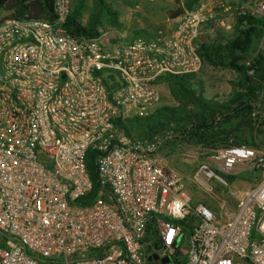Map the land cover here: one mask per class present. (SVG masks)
Masks as SVG:
<instances>
[{"label": "built area", "instance_id": "built-area-1", "mask_svg": "<svg viewBox=\"0 0 264 264\" xmlns=\"http://www.w3.org/2000/svg\"><path fill=\"white\" fill-rule=\"evenodd\" d=\"M70 1L53 0L51 20L0 18V264H148L155 246L158 259L184 246V264H264V160L254 149L208 157L220 173L260 171L222 219L189 205L155 138L132 140L114 124L152 112L161 76L200 71L205 16L185 14L168 33L119 44L70 34ZM244 14L264 19V0H241ZM87 154L97 184L90 201ZM191 179L209 192L210 182L225 185L203 165ZM185 219L182 242L173 221Z\"/></svg>", "mask_w": 264, "mask_h": 264}, {"label": "trees", "instance_id": "trees-1", "mask_svg": "<svg viewBox=\"0 0 264 264\" xmlns=\"http://www.w3.org/2000/svg\"><path fill=\"white\" fill-rule=\"evenodd\" d=\"M65 28L75 36L98 38L97 27L101 16L116 24L115 14L105 0H91L92 9L85 24L79 21L85 0H73ZM197 0H185L189 9ZM5 17L24 19L53 18V0H0ZM224 39V40H223ZM264 41V19L247 14L236 15L232 33L226 38L200 41L196 52L201 64L212 68L229 69L234 78L228 82L229 93L221 100L205 98L201 90L191 87L195 74L161 76L157 84L164 83L172 99L171 106H156L146 116H132L125 120L115 119L114 124L132 140L159 142L157 152L163 145L189 144L201 153H211L230 146H245L264 151V52L256 53L258 41ZM202 67V66H201ZM264 160V156L262 157ZM85 168L93 184L87 195L90 201L97 189L94 157L85 156ZM176 172V171H175ZM224 182L230 184L232 176L214 171ZM254 172H259L255 168ZM177 173V172H176ZM259 181V176L255 184ZM190 219L173 221L180 227L182 242L190 232ZM170 264H184L179 249L169 257Z\"/></svg>", "mask_w": 264, "mask_h": 264}, {"label": "rangeland", "instance_id": "rangeland-1", "mask_svg": "<svg viewBox=\"0 0 264 264\" xmlns=\"http://www.w3.org/2000/svg\"><path fill=\"white\" fill-rule=\"evenodd\" d=\"M110 10L115 14L116 24L110 23L105 16H101L97 27L98 39L104 41L107 37H114L116 43H129L134 38H147L158 31L168 33L175 22L185 14L199 13L205 16L206 22L199 29L196 46L200 41H211L217 38H226L232 33V25L241 0L226 2L225 0H197L188 9L185 0H105ZM72 0L71 6H74ZM91 0H85L79 21L85 24L91 12ZM7 12L0 9V18ZM166 22L167 26H163ZM224 40V39H223ZM234 78L229 69L212 68L202 65L200 71L192 78L191 87L201 90L205 98L223 99L229 93L228 82ZM159 101L157 106H171L177 103L170 96L164 83L156 86ZM264 101V97L260 96ZM254 150L259 156H264L261 149ZM162 164L170 170L176 171L185 187V194L189 205L202 204L214 215L226 219L239 202L243 192L255 185L260 179V173L254 172L256 166L250 164L236 165L233 171L222 173L232 176L230 184L218 185L208 183L211 191H206L191 179L193 172L200 166L217 171L216 165L209 161V155L192 145L182 144L175 146L163 145L157 152ZM0 241L2 236L0 235ZM184 246L180 253L183 255ZM149 264V263H148ZM154 264V263H151Z\"/></svg>", "mask_w": 264, "mask_h": 264}, {"label": "water", "instance_id": "water-1", "mask_svg": "<svg viewBox=\"0 0 264 264\" xmlns=\"http://www.w3.org/2000/svg\"><path fill=\"white\" fill-rule=\"evenodd\" d=\"M155 260H158L160 264H169L168 257H163V258L158 259L155 254H152L150 257H147L145 259L146 263H152V261H155Z\"/></svg>", "mask_w": 264, "mask_h": 264}, {"label": "flooded vegetation", "instance_id": "flooded-vegetation-1", "mask_svg": "<svg viewBox=\"0 0 264 264\" xmlns=\"http://www.w3.org/2000/svg\"><path fill=\"white\" fill-rule=\"evenodd\" d=\"M155 255L157 256V258H158V255H159V248H158V246H155ZM168 260H169V264H170V262H171V260H170V258H168ZM152 263H154V264H160L159 262H158V260H155V261H152Z\"/></svg>", "mask_w": 264, "mask_h": 264}, {"label": "crops", "instance_id": "crops-1", "mask_svg": "<svg viewBox=\"0 0 264 264\" xmlns=\"http://www.w3.org/2000/svg\"><path fill=\"white\" fill-rule=\"evenodd\" d=\"M165 24H163V26L165 25V26H167V24H166V22H164Z\"/></svg>", "mask_w": 264, "mask_h": 264}]
</instances>
